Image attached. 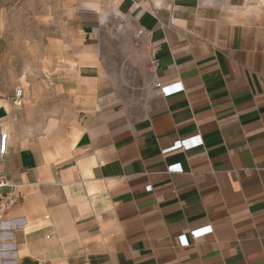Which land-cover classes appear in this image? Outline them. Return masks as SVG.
<instances>
[{"label":"crops","instance_id":"0c3cea01","mask_svg":"<svg viewBox=\"0 0 264 264\" xmlns=\"http://www.w3.org/2000/svg\"><path fill=\"white\" fill-rule=\"evenodd\" d=\"M66 2L63 102L26 94L0 34V264H264V0ZM116 14L149 45L139 113L102 62Z\"/></svg>","mask_w":264,"mask_h":264},{"label":"rangeland","instance_id":"374dc122","mask_svg":"<svg viewBox=\"0 0 264 264\" xmlns=\"http://www.w3.org/2000/svg\"><path fill=\"white\" fill-rule=\"evenodd\" d=\"M67 5L66 0H0V34L26 94L33 91L41 97L47 92V98L64 101L59 98L64 91L45 90L44 83L49 81L44 73L52 64L47 57L53 51L51 39L68 18ZM98 35L102 62L112 74L120 99L139 113L147 96L143 83L150 63L149 45L124 15H112ZM36 127L40 132L49 130L45 123Z\"/></svg>","mask_w":264,"mask_h":264},{"label":"built area","instance_id":"2783aa9c","mask_svg":"<svg viewBox=\"0 0 264 264\" xmlns=\"http://www.w3.org/2000/svg\"><path fill=\"white\" fill-rule=\"evenodd\" d=\"M157 58L153 59L154 63H157ZM24 92L22 87L16 88L13 96V104L16 106H21L24 103ZM10 187L11 192L8 194H3L1 192V189L3 187ZM15 184H12L10 181H8L5 177L0 176V219L4 211L12 206L15 203Z\"/></svg>","mask_w":264,"mask_h":264}]
</instances>
